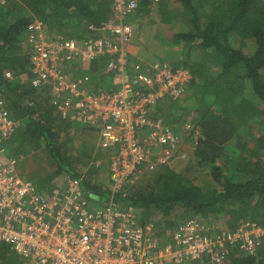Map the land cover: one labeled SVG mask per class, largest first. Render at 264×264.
I'll list each match as a JSON object with an SVG mask.
<instances>
[{"label":"trees","instance_id":"trees-1","mask_svg":"<svg viewBox=\"0 0 264 264\" xmlns=\"http://www.w3.org/2000/svg\"><path fill=\"white\" fill-rule=\"evenodd\" d=\"M155 1L138 0L139 8L124 22L132 25L134 36L143 30L141 22L155 23L154 34L174 54L170 61L158 58L161 68L191 75L182 99L157 108L158 117L182 135L183 149H191L186 169L168 165L145 171L150 174L128 187L126 197H113L94 182L96 169L102 171L91 162L95 146L75 144L74 124L59 115L47 90L30 83L32 59L24 47L28 24L42 20L49 36L61 32L77 40L99 38L102 23L114 16V0H0V100L21 124L5 143L8 157L44 149L54 171L36 181L41 190L62 175L82 178L89 201L133 207L142 224L153 226L157 239L166 242L173 243L167 233L188 220L211 226L212 237L242 221L264 225V0ZM90 24L97 32L88 29ZM105 61L97 58L90 70L74 69L72 80L83 79L90 90L113 91L114 74L105 73ZM137 62L142 60L130 53V65ZM9 250L0 246V264ZM179 264L198 263L184 259ZM224 264H264V244L256 255L234 248Z\"/></svg>","mask_w":264,"mask_h":264},{"label":"built area","instance_id":"built-area-1","mask_svg":"<svg viewBox=\"0 0 264 264\" xmlns=\"http://www.w3.org/2000/svg\"><path fill=\"white\" fill-rule=\"evenodd\" d=\"M138 8V0H114V16L102 23L99 38L49 36L40 19L26 29L32 86L49 89L63 119L99 137L113 197H126L143 172L189 158L182 135L158 117L157 108L182 99L191 75L157 61L130 65L134 33L124 20ZM88 29L97 32L94 24ZM97 58L106 59L105 73L114 74L111 92L92 91L83 79L71 78L76 66L90 70ZM19 127L0 106V246L15 252L21 264H224L234 248L256 255L264 244V225L253 221L212 237L211 226L188 220L167 233L173 243L157 239L133 207L89 201L82 178L69 176L65 185L41 190L18 176L16 159L8 157L5 143Z\"/></svg>","mask_w":264,"mask_h":264},{"label":"rangeland","instance_id":"rangeland-1","mask_svg":"<svg viewBox=\"0 0 264 264\" xmlns=\"http://www.w3.org/2000/svg\"><path fill=\"white\" fill-rule=\"evenodd\" d=\"M158 0L155 1V3H157ZM155 6V5H154ZM142 28L143 30H139V32L142 31V33H139L137 35L134 36L132 43L131 44H137L142 46L145 51L147 52V54H151L153 57L157 56V58H159L160 60H165V61H170L167 60L169 58L172 57L171 55V50L168 48V44H166V42L164 40H161V37L158 35H155L154 33H156V30L158 28V26L155 23L150 22V20H145L144 22H141ZM136 29V28H135ZM150 36V37H149ZM180 52V49H176L174 53H178ZM178 56V55H177ZM159 59H156L155 61L159 62ZM145 60V59H143ZM153 61V62H155ZM146 63H149L146 60ZM152 63V62H150ZM74 137H75V144L79 145V144H85L84 146L86 147H94L96 145H98V141L96 139V135H94L93 133L88 132L87 130H82L81 127L75 126L74 125V131H73ZM187 148V147H186ZM92 149V148H90ZM189 151H191L190 147H188L187 149ZM78 149H75L74 153L78 152ZM100 151L99 149L94 152L93 149L92 151L90 150V153L92 154V160L91 162H95L97 164V166L102 167V171H99V169H96L95 175L98 174L97 177H95V180L98 181V183L102 184V188H107L108 189V185H109V175L107 172V169H105L103 166H101V162L103 159H100L99 155L97 154V152ZM49 159V156H47L44 153V149H37L36 152L31 153L29 155H16V157H14L17 161V165H16V169H17V175L20 176L21 178H27L29 180H32V182H34L35 184H37V186L41 187V185H39L40 183H36V181L41 182L43 179V174H41L42 172H44V175L49 174V173H53L54 169H53V165L49 166L47 163V158ZM94 157H96V160L94 159ZM190 158H188L187 162H181V163H176L175 167L176 169H178V171L181 170H185L186 167L188 166V162H189ZM92 166L94 164H91ZM187 165V166H186ZM91 166V167H92ZM90 167V168H91ZM196 169V168H195ZM37 171V172H41L38 174V176H36L33 172ZM199 172V170H195V172L193 173V178L194 176ZM33 173V174H32ZM150 173H144L143 175L141 174V176L138 177V179L135 181V183L140 180L141 178L144 177V175H148ZM67 177L68 176H60L59 178H57L55 181L59 182V185H65L66 181H67ZM41 178V179H40ZM99 178V179H98ZM56 182L54 181H47L45 183L46 186H44L45 189H49V186L52 187L51 189L55 188V187H60ZM203 182V181H202ZM179 219L185 218V217H178ZM153 227V226H150ZM153 229V228H152ZM155 234H157L155 232ZM163 241L165 240L164 238H161ZM2 257L4 258V264H21V258L12 250H9L6 252V254L2 255ZM1 259H0V263H1Z\"/></svg>","mask_w":264,"mask_h":264},{"label":"crops","instance_id":"crops-1","mask_svg":"<svg viewBox=\"0 0 264 264\" xmlns=\"http://www.w3.org/2000/svg\"><path fill=\"white\" fill-rule=\"evenodd\" d=\"M36 19V18H35ZM34 19V20H35ZM60 36H64V37H68V38H70L69 36H67L66 34H64V35H61L62 33L60 32V33H58ZM49 35V34H48ZM27 33L25 32V41H24V47H25V49L26 50H28V44H27ZM129 51H130V53H131V55L134 57V59H137V60H142V62L144 61H149V62H153V61H155L156 59H158L157 58V56H152L151 54H147V52L145 51V49L142 47V46H140V45H137V44H131L130 45V48H129ZM29 55L31 56V52H29ZM143 59H145V60H143ZM76 68H79V69H81V70H83V71H86V69H83L82 67H80V66H76L75 67V69ZM90 69H92V67L90 68ZM98 75V74H97ZM92 76V75H91ZM95 76V75H94ZM90 78V77H89ZM24 79H28L27 77H22V81L24 82V83H26L27 81L26 80H24ZM31 83V82H30ZM113 85H114V89H116V86H115V83H114V81H113ZM113 89V90H114ZM98 89H94V90H92V91H97ZM48 92H49V94H50V96H51V92L49 91V89H48ZM51 100H52V96H51ZM51 104H52V101H51ZM0 106H2V107H4V108H6L7 109V104H6V102L4 101V100H0ZM17 121V120H16ZM20 126H21V124H20ZM96 139H97V141H98V144H99V137H96ZM95 148L98 150V145H96L95 146ZM37 150H32L30 153H34V152H36ZM99 152V151H98ZM26 155V154H25ZM42 174H43V179H44V172H42ZM46 176V175H45ZM26 180H29V179H27V178H25ZM30 181H32V180H30ZM59 186H63V185H59ZM45 190V189H44ZM51 190V189H50Z\"/></svg>","mask_w":264,"mask_h":264},{"label":"bare ground","instance_id":"bare-ground-1","mask_svg":"<svg viewBox=\"0 0 264 264\" xmlns=\"http://www.w3.org/2000/svg\"><path fill=\"white\" fill-rule=\"evenodd\" d=\"M66 38H68V37H66ZM74 64H75V61H74V63H73V66H74Z\"/></svg>","mask_w":264,"mask_h":264},{"label":"clouds","instance_id":"clouds-1","mask_svg":"<svg viewBox=\"0 0 264 264\" xmlns=\"http://www.w3.org/2000/svg\"><path fill=\"white\" fill-rule=\"evenodd\" d=\"M89 26V25H88ZM88 131V130H87ZM88 132H90V131H88ZM91 133V132H90ZM94 134V133H93ZM175 166V165H174ZM145 173V172H144Z\"/></svg>","mask_w":264,"mask_h":264},{"label":"flooded vegetation","instance_id":"flooded-vegetation-1","mask_svg":"<svg viewBox=\"0 0 264 264\" xmlns=\"http://www.w3.org/2000/svg\"><path fill=\"white\" fill-rule=\"evenodd\" d=\"M108 190H109V188H108Z\"/></svg>","mask_w":264,"mask_h":264}]
</instances>
